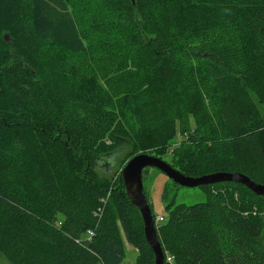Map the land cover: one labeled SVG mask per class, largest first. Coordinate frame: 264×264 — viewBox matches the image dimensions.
<instances>
[{"label": "trees", "instance_id": "16d2710c", "mask_svg": "<svg viewBox=\"0 0 264 264\" xmlns=\"http://www.w3.org/2000/svg\"><path fill=\"white\" fill-rule=\"evenodd\" d=\"M77 1L0 0V256L124 264L127 241L135 264H155L122 171L96 160L171 152L187 175L242 172L264 184V0H96L93 36ZM117 49L121 74L106 62L83 69ZM202 187L194 204L169 202L164 188L165 264H264V195L230 180Z\"/></svg>", "mask_w": 264, "mask_h": 264}, {"label": "rangeland", "instance_id": "374dc122", "mask_svg": "<svg viewBox=\"0 0 264 264\" xmlns=\"http://www.w3.org/2000/svg\"><path fill=\"white\" fill-rule=\"evenodd\" d=\"M100 4L96 1L93 0L91 3L86 4L83 1L78 0L77 4H75L74 9L77 11V19L79 21V24L81 26V29L83 31V35H89L93 36L94 32H98L100 30L98 25H95L94 20L95 18L99 19L101 17V8L99 6ZM96 19V20H97ZM5 37H6V48L9 50L11 49V36L9 31L4 32ZM42 50H45V54H43V57H48V58H55L58 56L56 54V50H46V48H43ZM116 56V59L114 58ZM123 60L122 63H118V60ZM106 62V65H110L111 68L115 71V75H119L122 72L125 71L126 67V58L125 56L121 55V51L119 49L117 50H109L108 51H103L101 53V57L97 59L89 58L82 60V67L84 70H95L96 72L100 73V68L101 70H104L105 67H102L101 65ZM129 63V62H128ZM109 74H113L112 71H109ZM254 99L258 101L257 96L254 94L253 95ZM264 107L261 106V109ZM128 123L132 126L135 127V122L129 116L127 118ZM183 135L178 134L175 139H173V148L176 146L182 144L183 142ZM146 151H140L138 153H145ZM136 153V154H138ZM146 153H149L151 155L158 156L168 163H170L173 167H175L177 170L182 171L179 165L175 162L179 161V157L174 153L171 152H163L160 155H156L154 152L147 151ZM134 154V155H136ZM174 156V163L169 161L168 159ZM127 158L125 163H123V159ZM121 160H118V163H116L114 166H109V169L111 173H118L122 171V168L125 166L129 158L127 155H125ZM132 157V156H131ZM130 157V158H131ZM123 166V167H122ZM147 172L145 173V180H144V186L147 190L148 196L150 198V202L153 203L154 207V213L157 215H166L167 210V202L163 201V193H164V188L167 187L169 190V197L168 200L169 202L173 203H186V204H194L198 202L205 201L207 196H206V189L202 186L198 187H186V186H180L179 184L175 183L171 178H169L163 171H161L158 168L155 167H147ZM183 172V171H182ZM184 173V172H183ZM257 243L262 245L264 247V230L261 234L260 237L257 239ZM125 247L127 251V256L124 260V264H135L138 251L137 249L129 244L127 241H125ZM0 262L1 263H6L7 260L3 257L0 256Z\"/></svg>", "mask_w": 264, "mask_h": 264}, {"label": "water", "instance_id": "95a60500", "mask_svg": "<svg viewBox=\"0 0 264 264\" xmlns=\"http://www.w3.org/2000/svg\"><path fill=\"white\" fill-rule=\"evenodd\" d=\"M119 155V152L109 153L98 157L96 161L102 168H109V166L116 164V159ZM147 167L160 169L180 186L198 187L230 180L244 184L258 195H264V184L253 180L242 172H214L200 176H191L177 170L170 163L158 156L146 152L134 155L125 164L122 170V177L131 202L139 208L142 214L145 236L154 251L155 264H165V254L157 234L152 208L144 190L143 171Z\"/></svg>", "mask_w": 264, "mask_h": 264}, {"label": "built area", "instance_id": "2783aa9c", "mask_svg": "<svg viewBox=\"0 0 264 264\" xmlns=\"http://www.w3.org/2000/svg\"><path fill=\"white\" fill-rule=\"evenodd\" d=\"M163 216H161V215H158V216H156V218H155V224L157 225V226H159V224L163 221ZM89 235H91L92 234V231L91 230H89ZM168 260H173V257L172 256H168Z\"/></svg>", "mask_w": 264, "mask_h": 264}, {"label": "bare ground", "instance_id": "6f19581e", "mask_svg": "<svg viewBox=\"0 0 264 264\" xmlns=\"http://www.w3.org/2000/svg\"><path fill=\"white\" fill-rule=\"evenodd\" d=\"M150 204V203H149ZM161 216H163L162 214H160ZM163 218H164V216H163ZM164 220V219H163ZM155 226H157L156 224H155ZM168 256H171V255H168ZM167 259H168V257H167ZM168 261H170V260H168ZM172 261V260H171Z\"/></svg>", "mask_w": 264, "mask_h": 264}]
</instances>
